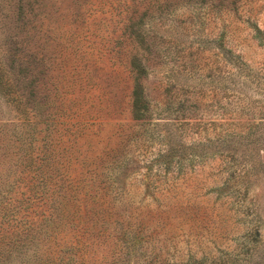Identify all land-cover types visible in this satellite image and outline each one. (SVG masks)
Masks as SVG:
<instances>
[{"label":"rangeland","instance_id":"1","mask_svg":"<svg viewBox=\"0 0 264 264\" xmlns=\"http://www.w3.org/2000/svg\"><path fill=\"white\" fill-rule=\"evenodd\" d=\"M38 1L0 0V264H264V0Z\"/></svg>","mask_w":264,"mask_h":264},{"label":"trees","instance_id":"2","mask_svg":"<svg viewBox=\"0 0 264 264\" xmlns=\"http://www.w3.org/2000/svg\"><path fill=\"white\" fill-rule=\"evenodd\" d=\"M22 1L23 0H17V4L15 6L21 9L23 7ZM24 1H25L24 4L29 5V6L26 5L28 7L27 11L24 13V15L26 16L28 12L32 10L34 2H42L38 0H24ZM73 2L76 4V7H77L76 8L77 11L75 15L80 18L82 17V14H84L85 12V10H82V8H84L83 6H85L89 2H92V0H73ZM20 13L22 15L21 10H20ZM130 105H131V112L134 117H140L146 110V102L144 101V98H142L141 86L137 78H134L132 92H131Z\"/></svg>","mask_w":264,"mask_h":264}]
</instances>
